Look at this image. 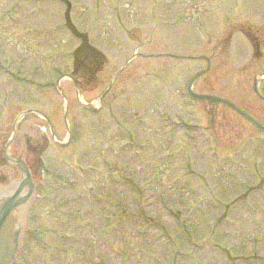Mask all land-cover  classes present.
I'll list each match as a JSON object with an SVG mask.
<instances>
[{"label":"rangeland","instance_id":"374dc122","mask_svg":"<svg viewBox=\"0 0 264 264\" xmlns=\"http://www.w3.org/2000/svg\"><path fill=\"white\" fill-rule=\"evenodd\" d=\"M67 1L87 44L65 2L0 0V184L21 157L37 191L14 264H264V134L188 94L264 124V0Z\"/></svg>","mask_w":264,"mask_h":264},{"label":"water","instance_id":"95a60500","mask_svg":"<svg viewBox=\"0 0 264 264\" xmlns=\"http://www.w3.org/2000/svg\"><path fill=\"white\" fill-rule=\"evenodd\" d=\"M255 92L259 98L264 100V98L260 95V93L256 89H255ZM188 93L194 98H206V99H212L215 101L222 102L223 104L233 109L236 113H238L248 122H250L251 124L256 126L258 129L264 132L263 126L259 125L256 121H254L253 119L248 117L246 114L239 111L234 106L228 104L226 101H223L221 99H218L212 96L193 95L190 92V87H188ZM12 161H13V164H15L22 172V180L20 184L22 186H26L28 190L26 191L25 194H22V195L20 193V190H16V192L14 193H9L13 195H9L8 197L2 198L1 200V204H0V264H12L16 258L18 248H19L20 236H21L22 229H23V226H22L23 223L21 225V229L19 225L17 232L9 231L8 226L10 222L13 221L12 212L18 209L20 204H24V205L27 204L30 197L32 196V193H33L32 188L34 187L33 183L31 182V177H30V174H29V171L26 165L20 159H17L15 161L12 160ZM14 196H17V197H14ZM20 198L22 201H20Z\"/></svg>","mask_w":264,"mask_h":264},{"label":"bare ground","instance_id":"6f19581e","mask_svg":"<svg viewBox=\"0 0 264 264\" xmlns=\"http://www.w3.org/2000/svg\"><path fill=\"white\" fill-rule=\"evenodd\" d=\"M12 157H15V156H12ZM2 189H3V187H0V204H1L2 198H6L9 195H13V194H9V193L16 192V189L20 190L21 195H22L23 192L26 193V191L28 190L26 186H22L21 184L20 185H14L12 187L13 190L5 188L6 190L1 191ZM32 190L34 192L35 188L33 187ZM14 197H17V196H14ZM20 201H22L21 198H20ZM26 210H27V204L26 205L20 204L19 208L12 212L13 221H11L9 226H8V230L9 231L17 232L18 228H19V225H20V229H21V225L23 223V221H22L23 218L22 217L20 218L19 216H23V214H24V212H26Z\"/></svg>","mask_w":264,"mask_h":264},{"label":"flooded vegetation","instance_id":"af4514ba","mask_svg":"<svg viewBox=\"0 0 264 264\" xmlns=\"http://www.w3.org/2000/svg\"><path fill=\"white\" fill-rule=\"evenodd\" d=\"M68 249H66L65 251L67 252Z\"/></svg>","mask_w":264,"mask_h":264}]
</instances>
